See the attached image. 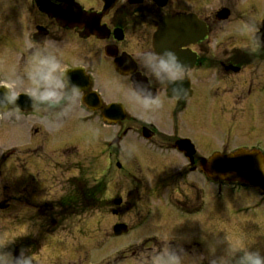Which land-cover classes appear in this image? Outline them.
I'll list each match as a JSON object with an SVG mask.
<instances>
[{
	"label": "flooded vegetation",
	"instance_id": "obj_1",
	"mask_svg": "<svg viewBox=\"0 0 264 264\" xmlns=\"http://www.w3.org/2000/svg\"><path fill=\"white\" fill-rule=\"evenodd\" d=\"M164 18L168 36L163 53H175L183 72L176 80L168 79L157 63L161 55L156 50L162 44H156L154 37ZM3 20L12 25L2 29L0 25V39L10 46L14 79L0 80V87L7 88L11 100L31 97L21 106H32L26 112L12 106L4 116L12 121L61 123L58 130L74 132L76 145L52 150L57 159L77 146L87 152L93 133L101 130L102 155L107 159L116 155L119 170L134 171L129 177L139 185L164 183L151 195H139L146 201L134 222L120 223L127 234L155 225L153 231L140 235L133 248L123 247V261L141 264L143 258L155 264V251L166 247L167 264H239L228 247L220 249L223 263L218 257L206 260L209 242L202 235L203 219L207 212L217 216L221 201L258 230L252 244L264 245V0H0V24ZM106 86L122 97L106 98ZM144 101H149L147 106ZM111 105L114 125L106 121ZM27 128L28 142L39 140L38 144L55 132L34 124ZM111 128L115 131L110 137ZM36 150L42 155L46 181L52 179L50 171L56 169L47 163L50 155L41 144ZM239 151L253 156L255 162L248 167L258 172L250 170L247 175L257 178L248 183L219 179L222 175L211 157ZM6 161L2 159L0 168ZM66 161L61 170L77 168L73 157L67 155ZM86 180L78 175L64 179L68 192L42 202L38 214L49 226L43 236L64 242V249L67 243L52 237L55 226L49 220L78 216L77 184H73ZM26 186L25 180L14 182L11 198L20 197ZM165 187L169 189L161 191ZM155 211L160 212L158 217ZM254 216L258 220L253 224L249 218ZM244 222L239 228L247 226ZM239 233L241 229L231 238L237 244L243 242ZM41 247L36 242L22 251L37 256ZM8 255L9 264L14 255L20 257L18 264L28 259L16 250Z\"/></svg>",
	"mask_w": 264,
	"mask_h": 264
},
{
	"label": "rangeland",
	"instance_id": "obj_2",
	"mask_svg": "<svg viewBox=\"0 0 264 264\" xmlns=\"http://www.w3.org/2000/svg\"><path fill=\"white\" fill-rule=\"evenodd\" d=\"M260 1L262 0H255V2ZM211 2L214 3L215 0H211ZM0 25L1 29L4 26L12 27L5 20ZM9 47L7 41L0 39V80L6 82L14 79V75L10 70L12 54L9 52ZM103 91L108 99L120 98L121 96L117 91L107 86L103 88ZM138 111L143 114L148 113L142 109ZM145 116L154 119V116L149 113L145 114ZM33 124L41 128L45 127L46 132L55 131L48 134L40 143L45 149L43 151L50 155L47 163L56 169V171H50L53 173L52 179L47 181L42 171L44 170L43 162L41 161L42 155L36 150V147L40 145L38 144L39 140L34 141L36 143H33V141L28 142V138L25 137L27 127ZM62 125L61 123L53 125L35 123V120L12 121L8 117H0V163H2V159H7L6 163L0 168V264H9L8 253L12 250L22 252L28 257V259L23 261V264H132L123 261L120 251L125 246L127 248L123 250L126 251L129 248H133L134 242L140 239V235L153 231L151 227H155V225H149L148 228L150 229L146 228L137 234H131L120 239L113 238L112 227L118 223L126 224L132 220L134 222L144 207L145 203L143 201H146L140 199L139 195L143 196V194L147 193L151 195L156 190H160L157 185L164 183L159 182L155 186L150 187L145 186V184L139 185L137 180L129 177L134 171L129 173L128 171L124 172L123 169L119 170L116 167V163H120V160L116 155L108 157L109 159H107V155H102L104 151L99 146L102 141L101 130H95L97 132L93 133V140L88 144L89 150L87 152L79 146L76 147L77 150L64 151V153H70V155L67 154L68 158L73 157L78 165L76 169L74 168L70 172L61 170L67 167L65 164L67 155L57 159L58 154H54L52 150H62L65 145H76L74 132L69 133L67 131L69 128L58 130ZM114 131L115 129L112 128L109 130L110 137ZM55 161L58 163H55ZM10 164L12 165L11 169L5 174L4 172L7 171L6 168H9ZM46 171L48 170L46 169ZM72 175L87 179L86 181L90 186L96 182H101L104 185V191L98 202L94 203L96 206L94 205V208L87 209L84 214L79 213L77 217L71 219L51 217L49 223L55 226L51 230L54 232L52 237L65 241L67 246L64 249V242L49 241L48 238L46 239L43 236L49 226L47 219L39 218L38 214L41 212L42 202H51L68 192L69 188L63 185V180L70 178ZM18 180L27 182V186L24 189L25 193L21 194L20 197H17L16 193V197L11 198L14 192L10 187ZM40 181L41 183L45 181V184L40 186ZM78 182L73 185L78 184ZM65 184L67 183L65 182ZM39 188L43 190L40 191ZM168 189L165 187L161 191H167ZM119 199L122 200V203L118 207L113 204V201ZM222 202H217V216L214 213L207 212L205 219H203L202 235L211 247L208 244L206 245V260L218 257L221 261L220 263H223L225 256L221 250L227 247L230 248L231 254L238 261L241 255L248 251H254L264 256L263 243L256 245L252 244L251 240L257 235L258 230L253 229L249 222H244V219L240 220L238 216L244 217L235 215ZM125 205L128 208H125ZM117 210L124 212L117 214ZM159 214L160 212L155 211L157 217ZM249 219H251L253 224L254 221L258 220L255 216ZM166 222L171 225L170 219L166 220ZM239 222L247 224V226H243L245 230L242 227L239 228ZM238 229L242 230V234L239 233L240 237H238L243 239L241 244H237L236 240H231L237 235ZM168 233L169 231L164 232V235L167 236L169 235ZM217 233L219 236H217ZM174 236L180 239L182 237L177 233ZM216 238L217 245L215 243ZM160 239L164 240L163 237ZM36 242L42 245V249L37 256H31V252L22 251L27 245H34ZM54 249H60V251L55 252ZM60 252L61 255H57ZM155 252L158 254L155 256V264H167L170 261L165 258V255L168 254L166 247L160 248V250ZM128 258L132 260L131 256ZM149 261L142 258L141 264H148Z\"/></svg>",
	"mask_w": 264,
	"mask_h": 264
},
{
	"label": "water",
	"instance_id": "obj_3",
	"mask_svg": "<svg viewBox=\"0 0 264 264\" xmlns=\"http://www.w3.org/2000/svg\"><path fill=\"white\" fill-rule=\"evenodd\" d=\"M165 22L166 21H163V24H162L161 30H163V31H165V29H166ZM164 59H166L165 56H164ZM7 104H8V100L5 96V94L3 93V91H0V111H5ZM111 112H112V109H111L110 113ZM247 157H248V155L246 153H239L236 155L224 156V157L217 156V168H218L217 170L224 172V173H228V174L230 172H232V174L241 175L246 170V163L249 161L247 159ZM214 160H212L210 162L212 163V162H214ZM218 162H220L222 164V166L218 165L219 164ZM119 203H120L119 200L114 202V204H116V205H118ZM123 228L124 227L122 225L114 226V228H113L114 234L120 235L123 232ZM18 260H19V258L15 257L14 263H17Z\"/></svg>",
	"mask_w": 264,
	"mask_h": 264
},
{
	"label": "clouds",
	"instance_id": "obj_4",
	"mask_svg": "<svg viewBox=\"0 0 264 264\" xmlns=\"http://www.w3.org/2000/svg\"><path fill=\"white\" fill-rule=\"evenodd\" d=\"M164 56H167V60L164 59ZM41 64L47 63L46 61H40ZM158 67L164 72L168 79L176 80L183 76L181 71V66L176 58L175 53L171 51L165 52L158 59ZM47 79V77H45ZM43 99H49V97H43ZM145 106L148 105L149 101H144ZM151 103L158 104V101H151ZM239 264H264V256H261L259 253L254 251H248L241 255Z\"/></svg>",
	"mask_w": 264,
	"mask_h": 264
},
{
	"label": "trees",
	"instance_id": "obj_5",
	"mask_svg": "<svg viewBox=\"0 0 264 264\" xmlns=\"http://www.w3.org/2000/svg\"><path fill=\"white\" fill-rule=\"evenodd\" d=\"M103 186L104 185L101 182L94 183L91 186L86 181L78 182L75 187V191L77 192L75 199L78 213L87 211V209L94 208L96 206L94 203L98 202L99 197L103 194ZM64 202L65 201L62 200L61 204ZM68 204H70V201H68Z\"/></svg>",
	"mask_w": 264,
	"mask_h": 264
}]
</instances>
